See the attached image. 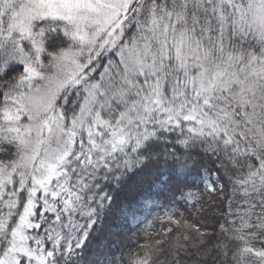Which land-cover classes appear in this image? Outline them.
I'll return each mask as SVG.
<instances>
[{
	"label": "snow or ice",
	"instance_id": "6c2138e0",
	"mask_svg": "<svg viewBox=\"0 0 264 264\" xmlns=\"http://www.w3.org/2000/svg\"><path fill=\"white\" fill-rule=\"evenodd\" d=\"M161 158L158 189L195 206L212 176L225 204L212 236L168 215L172 247L264 264V0H0V264H101L114 193Z\"/></svg>",
	"mask_w": 264,
	"mask_h": 264
},
{
	"label": "trees",
	"instance_id": "16d2710c",
	"mask_svg": "<svg viewBox=\"0 0 264 264\" xmlns=\"http://www.w3.org/2000/svg\"><path fill=\"white\" fill-rule=\"evenodd\" d=\"M158 151L163 153L165 146L161 144ZM204 166L212 170L210 162L205 161ZM166 171L164 159L161 158L158 163L138 171L125 187L114 193L113 212L97 226L98 230L87 245L86 250L90 253L88 261L99 259L101 264H135L138 258L148 254L152 264H174V261H178V264H203L205 261L213 264L212 260L195 248L177 252L172 247L174 236L166 230L174 228L167 216L176 213L177 218L182 216L189 223L200 227L202 232L209 236L215 235L218 224L223 222L220 214L225 204L218 193H211L205 188L206 181L214 177L206 176L203 182H197L201 199L193 206L179 194L175 181L170 182L164 190L154 186L156 178ZM145 195L150 196L147 205L134 219H125L119 211L120 205L135 203Z\"/></svg>",
	"mask_w": 264,
	"mask_h": 264
},
{
	"label": "rangeland",
	"instance_id": "374dc122",
	"mask_svg": "<svg viewBox=\"0 0 264 264\" xmlns=\"http://www.w3.org/2000/svg\"><path fill=\"white\" fill-rule=\"evenodd\" d=\"M209 181L207 180L206 183H208Z\"/></svg>",
	"mask_w": 264,
	"mask_h": 264
}]
</instances>
